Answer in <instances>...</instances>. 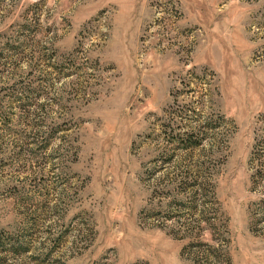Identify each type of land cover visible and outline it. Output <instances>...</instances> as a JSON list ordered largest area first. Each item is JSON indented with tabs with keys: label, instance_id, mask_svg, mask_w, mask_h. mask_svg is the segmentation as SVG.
Returning <instances> with one entry per match:
<instances>
[{
	"label": "rangeland",
	"instance_id": "rangeland-1",
	"mask_svg": "<svg viewBox=\"0 0 264 264\" xmlns=\"http://www.w3.org/2000/svg\"><path fill=\"white\" fill-rule=\"evenodd\" d=\"M0 264H264V0H0Z\"/></svg>",
	"mask_w": 264,
	"mask_h": 264
},
{
	"label": "trees",
	"instance_id": "trees-1",
	"mask_svg": "<svg viewBox=\"0 0 264 264\" xmlns=\"http://www.w3.org/2000/svg\"><path fill=\"white\" fill-rule=\"evenodd\" d=\"M191 144V143H190Z\"/></svg>",
	"mask_w": 264,
	"mask_h": 264
}]
</instances>
